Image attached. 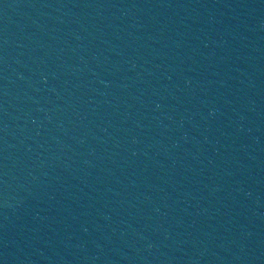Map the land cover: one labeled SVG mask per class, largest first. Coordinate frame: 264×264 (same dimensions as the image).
I'll return each instance as SVG.
<instances>
[{"label": "water", "instance_id": "1", "mask_svg": "<svg viewBox=\"0 0 264 264\" xmlns=\"http://www.w3.org/2000/svg\"><path fill=\"white\" fill-rule=\"evenodd\" d=\"M0 264H264V0H0Z\"/></svg>", "mask_w": 264, "mask_h": 264}]
</instances>
